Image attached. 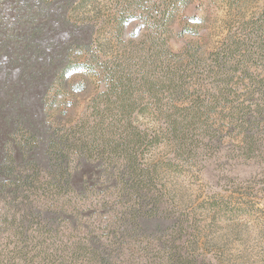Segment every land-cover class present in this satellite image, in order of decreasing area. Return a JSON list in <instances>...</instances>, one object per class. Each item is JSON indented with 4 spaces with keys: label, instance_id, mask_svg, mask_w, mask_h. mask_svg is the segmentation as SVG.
Listing matches in <instances>:
<instances>
[{
    "label": "rangeland",
    "instance_id": "374dc122",
    "mask_svg": "<svg viewBox=\"0 0 264 264\" xmlns=\"http://www.w3.org/2000/svg\"><path fill=\"white\" fill-rule=\"evenodd\" d=\"M0 29V264H39L36 206L115 263L186 233L212 264H264V0H2ZM54 133L73 186L48 176Z\"/></svg>",
    "mask_w": 264,
    "mask_h": 264
},
{
    "label": "trees",
    "instance_id": "16d2710c",
    "mask_svg": "<svg viewBox=\"0 0 264 264\" xmlns=\"http://www.w3.org/2000/svg\"><path fill=\"white\" fill-rule=\"evenodd\" d=\"M10 3L12 0H8ZM2 2V0H0ZM30 2V1H29ZM30 5V3H29ZM13 7V5H12ZM31 9V7H29ZM33 8V7H32ZM28 15H30L29 19L33 17L40 16L39 13L28 12ZM12 30L15 28L16 24L12 23L10 21ZM48 24V23H47ZM26 28L22 29V32H26L28 34L36 35L35 33L39 35L40 39L44 42V45L46 48H53L55 46V39L52 38V33H54V29L52 28L51 31H46V27L44 28H36L35 31L30 27L31 23L27 22ZM50 24H48L47 27H49ZM3 29H0V53L3 54L7 50V40L3 37H6V35L2 31ZM7 30V29H6ZM14 31V30H13ZM13 36L18 37L17 33ZM33 36V35H32ZM40 57H46L45 53L42 55H39ZM2 71V67L0 65V73ZM1 85V83H0ZM11 91V90H10ZM20 92L19 96H13L15 98V102H21L20 100ZM1 100V99H0ZM19 100V101H18ZM7 102V101H6ZM264 107V106H263ZM258 108L257 112L258 114H264V108ZM1 117L5 119L7 117L5 113L0 111V119ZM251 125L256 124L255 122H250ZM171 128L173 131L178 130L179 124L177 122H174L171 124ZM185 129V127H183ZM253 131V129L251 130ZM54 134L49 135V139H51L49 146L47 147V153L50 158V165L47 169L48 176L50 178L51 183H54L55 186L60 185H71L73 186V183L75 182V175L74 172H71L69 167L70 158L67 154L70 149V140L68 138L64 137H55ZM246 138H249V135H247ZM114 151L116 152L117 149L115 148ZM34 151L30 150L31 157H28V160H33L34 163H36L35 157H34ZM131 156H129L127 159L131 165L130 170H132V173L128 176L129 180L137 181L135 186L132 187H140L147 185L150 180H152L150 175H145L143 177V174L146 173L147 170L140 169L133 167L134 158H132V153L129 152ZM11 169L6 171L5 166L0 165V175L3 174H9L10 175ZM124 179V178H123ZM8 181V180H7ZM6 181V182H7ZM145 187V186H144ZM125 188V186H124ZM130 187H126L124 189V194L127 195V191L132 196L137 194L139 197L142 198L141 193L139 192H130ZM135 193V194H134ZM146 198V197H145ZM138 201V200H137ZM139 203V201H138ZM29 215L34 218L36 223H38V230H37V256L39 257V264H130L129 259L121 260L119 258L117 260V263H115V254L112 250H107L104 247V249H100L99 246L97 247L95 243L92 244H86L83 242H73L71 238H67L66 234L62 232L61 229V222H59L60 214L57 213H45L40 212V209L36 206L35 210L33 208L28 212ZM27 213V214H28ZM73 231L77 230V227L75 226ZM184 234L186 233H179V238L175 239V241H170V248L166 251L165 254L159 253V256L152 257L151 255L143 254L140 264H212L211 261H207L206 259H201L196 252L194 253H188L185 251L184 246L179 245L177 246V241L182 240L184 242ZM117 239V237H116ZM99 242V241H98ZM114 241L108 245V248L113 246L114 247ZM164 244V243H162ZM99 245V243H98ZM92 254V257L88 258V255ZM131 259V256H129ZM140 259V258H139Z\"/></svg>",
    "mask_w": 264,
    "mask_h": 264
}]
</instances>
